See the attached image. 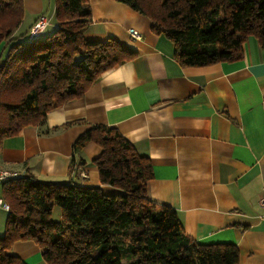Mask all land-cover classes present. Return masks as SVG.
Returning a JSON list of instances; mask_svg holds the SVG:
<instances>
[{
  "label": "crops",
  "instance_id": "crops-1",
  "mask_svg": "<svg viewBox=\"0 0 264 264\" xmlns=\"http://www.w3.org/2000/svg\"><path fill=\"white\" fill-rule=\"evenodd\" d=\"M23 4L16 34L24 32L26 39L41 15L48 22L36 38L51 34L54 4ZM89 5L85 37L114 39L136 56L104 71L81 97L50 110L43 125L5 137L0 168L116 193L99 183L92 163L100 152L95 143L80 153L85 164L71 166L78 159L72 144L82 132L91 125L115 127L149 158L153 177L147 196L173 208L186 235L200 244L233 243L237 264H264V205L259 203L264 196V47L249 36L240 59L181 66L171 42L153 33L145 16L116 0H89ZM6 216L0 207V235ZM9 252L25 264H45L32 240L15 242Z\"/></svg>",
  "mask_w": 264,
  "mask_h": 264
},
{
  "label": "trees",
  "instance_id": "trees-1",
  "mask_svg": "<svg viewBox=\"0 0 264 264\" xmlns=\"http://www.w3.org/2000/svg\"><path fill=\"white\" fill-rule=\"evenodd\" d=\"M150 21L173 45L181 66H205L243 56L249 36L264 47V0H116ZM24 0H0V147L5 137L41 126L47 113L81 97L109 68L136 56L118 41L91 40L89 0H54L56 26L43 38L16 34ZM40 17V16H39ZM38 17V18H39ZM6 54L3 57L4 50ZM95 143L99 186L37 179L27 172L1 184L9 209L0 236V264H25L9 252L32 240L45 264H237L233 243L200 244L183 230L176 211L153 202L149 158L108 125H91L73 142V164ZM59 209V218L51 214Z\"/></svg>",
  "mask_w": 264,
  "mask_h": 264
},
{
  "label": "built area",
  "instance_id": "built-area-1",
  "mask_svg": "<svg viewBox=\"0 0 264 264\" xmlns=\"http://www.w3.org/2000/svg\"><path fill=\"white\" fill-rule=\"evenodd\" d=\"M47 22H48V18L45 15H41L36 20L34 25L30 28V30L28 32V38H35L37 36L38 32L44 27V25ZM132 37L139 39L140 35L136 32H133ZM16 176L17 175L14 172L0 168V186H1V184H3V182L10 180ZM259 203H260V205H264V196L260 198ZM0 207L4 210L9 209L8 203H6L2 198H0Z\"/></svg>",
  "mask_w": 264,
  "mask_h": 264
},
{
  "label": "rangeland",
  "instance_id": "rangeland-1",
  "mask_svg": "<svg viewBox=\"0 0 264 264\" xmlns=\"http://www.w3.org/2000/svg\"><path fill=\"white\" fill-rule=\"evenodd\" d=\"M47 1V0H46ZM51 1V3H52V5L54 4L53 2H54V0H50ZM21 30H22V28H21ZM24 40H25V37L23 36L22 37ZM5 54H6V48H5V50H4V53H3V57L5 56ZM2 186H0V198H2V188H1ZM57 212H59V209L57 208V207H54V211H53V213L51 214V217L54 219V220H56L57 218H58V214H57ZM4 230V229H3ZM4 232V231H3ZM3 232H2V234H3ZM1 234V235H2ZM0 235V236H1Z\"/></svg>",
  "mask_w": 264,
  "mask_h": 264
}]
</instances>
